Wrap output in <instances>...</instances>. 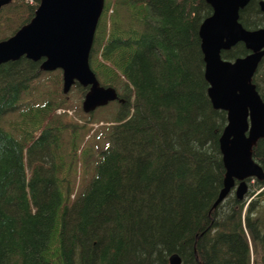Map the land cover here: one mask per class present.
<instances>
[{
    "label": "trees",
    "instance_id": "16d2710c",
    "mask_svg": "<svg viewBox=\"0 0 264 264\" xmlns=\"http://www.w3.org/2000/svg\"><path fill=\"white\" fill-rule=\"evenodd\" d=\"M33 1L0 5V39ZM257 2L238 10L245 28L264 26ZM210 10L204 0H103L88 63L122 99L101 119L104 146L83 142L93 132L83 124L105 105L69 125L55 111L70 106L58 68L23 55L0 63V264H168L171 252L179 264H249L248 244L264 264V218L247 200L257 189L264 198V177L211 207L226 113L203 77L197 26ZM246 52L238 41L220 55ZM251 81L264 101V55ZM252 157L264 173V136Z\"/></svg>",
    "mask_w": 264,
    "mask_h": 264
},
{
    "label": "water",
    "instance_id": "95a60500",
    "mask_svg": "<svg viewBox=\"0 0 264 264\" xmlns=\"http://www.w3.org/2000/svg\"><path fill=\"white\" fill-rule=\"evenodd\" d=\"M9 0H0V5ZM210 12L198 26L206 93L214 108L225 110L226 122L217 138L224 168L214 207L230 189L240 199L247 179L261 180L264 173L252 157V146L264 136V101L251 81L264 55V26L245 28L238 10L248 0H204ZM264 12V0H258ZM103 0H38L32 16L14 32L0 39V63L24 56L38 60L42 70L60 69L61 91L72 83L86 87L81 109L90 112L111 100H122L113 86L99 83L88 63V53ZM242 42L247 52L223 58L222 49ZM177 252L168 264H179Z\"/></svg>",
    "mask_w": 264,
    "mask_h": 264
},
{
    "label": "rangeland",
    "instance_id": "374dc122",
    "mask_svg": "<svg viewBox=\"0 0 264 264\" xmlns=\"http://www.w3.org/2000/svg\"><path fill=\"white\" fill-rule=\"evenodd\" d=\"M26 1L28 3H30V4L34 3L33 0H26ZM60 88H61V73H60ZM63 93H66V92H63ZM83 93L78 91L76 88H73V87L70 86L68 91H67V93H66V95L68 97V100L70 102V106L69 107H65V108L64 107H61V108L59 107V108H56V110H55L56 112L65 111L67 113V116H65V118H66L65 121L69 125H73V124L79 125V124L83 123V119L85 117L84 116L81 117V114H80V112H82L80 103H81V99H82ZM113 108H115V103L113 101L110 102V103L105 104V108H103L101 110H98V111H95L93 113L94 115L91 116L93 118V120L91 122H87V123L85 122L83 124L84 126H90V131L93 130V132H91L89 134L87 139H85L83 141L84 143L89 144L90 142H94V143L99 144L100 146H104L106 144L107 139L105 137H103L102 133L107 130V126L104 125L103 123H109V122H107L106 120H101V119L104 118V114L109 113ZM100 133H101V136L99 137L98 135ZM79 147H80V144H79ZM81 164L82 163H80V164L79 163L78 164L75 163V165H74V169L76 171L78 170V173H79L80 169L82 170ZM83 177H84V175H83ZM78 178H79L78 174H75L74 180L76 181V184H78V182H79V181H77ZM81 178H79V180ZM253 181H254L253 178L249 179V180H247V184L248 183L252 184ZM258 190L259 189H257L253 194H251V196H249L247 200L252 198V199L256 200L260 204V208H259L258 213H259V216L261 215L260 217L264 218V198L256 193ZM73 193L74 192L72 191V194ZM244 194H243V196H244ZM248 245H249V248H250L249 249V264H262L261 260L259 259V254L254 255L253 254V249H252V247H250L251 244H248ZM260 248H261V246H259V244H256L257 251H259ZM254 256H255V258H254Z\"/></svg>",
    "mask_w": 264,
    "mask_h": 264
},
{
    "label": "flooded vegetation",
    "instance_id": "af4514ba",
    "mask_svg": "<svg viewBox=\"0 0 264 264\" xmlns=\"http://www.w3.org/2000/svg\"><path fill=\"white\" fill-rule=\"evenodd\" d=\"M231 191H232V192H233V194H234V191H233V189H232ZM242 197H243V196H242ZM242 197H241V198H242ZM221 200H222V199H221ZM219 202H220V201H219ZM214 207H215V206H214Z\"/></svg>",
    "mask_w": 264,
    "mask_h": 264
}]
</instances>
